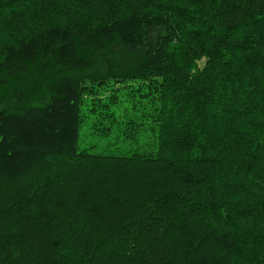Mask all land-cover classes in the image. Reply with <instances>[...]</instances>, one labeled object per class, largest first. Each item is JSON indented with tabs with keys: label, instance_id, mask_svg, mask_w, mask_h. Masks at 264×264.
Listing matches in <instances>:
<instances>
[{
	"label": "trees",
	"instance_id": "obj_1",
	"mask_svg": "<svg viewBox=\"0 0 264 264\" xmlns=\"http://www.w3.org/2000/svg\"><path fill=\"white\" fill-rule=\"evenodd\" d=\"M0 264H264V0H0Z\"/></svg>",
	"mask_w": 264,
	"mask_h": 264
},
{
	"label": "rangeland",
	"instance_id": "obj_2",
	"mask_svg": "<svg viewBox=\"0 0 264 264\" xmlns=\"http://www.w3.org/2000/svg\"><path fill=\"white\" fill-rule=\"evenodd\" d=\"M136 84V82H134ZM109 94V92L105 91L103 96H107ZM85 123V122H84ZM92 122L89 120L87 122V124H84L82 129H81V136H80V147L84 148V147H91L92 150V145L93 150L95 151H100L101 149H109L111 148L108 145V140H114V134H112L109 138V136L106 137V139H102L101 136H99V134L101 133V130H97L96 132H93V128L91 124ZM143 135H140V140H143L140 142V144L144 141L147 140V142H152L154 141L155 138V134L153 131H142ZM139 144V145H140ZM137 147L138 145H132V147Z\"/></svg>",
	"mask_w": 264,
	"mask_h": 264
}]
</instances>
